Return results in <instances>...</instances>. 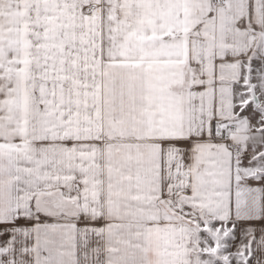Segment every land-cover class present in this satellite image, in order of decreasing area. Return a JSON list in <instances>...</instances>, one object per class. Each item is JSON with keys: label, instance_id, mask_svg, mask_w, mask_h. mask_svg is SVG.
Returning <instances> with one entry per match:
<instances>
[{"label": "snow or ice", "instance_id": "6c2138e0", "mask_svg": "<svg viewBox=\"0 0 264 264\" xmlns=\"http://www.w3.org/2000/svg\"><path fill=\"white\" fill-rule=\"evenodd\" d=\"M0 264H264V0H0Z\"/></svg>", "mask_w": 264, "mask_h": 264}]
</instances>
